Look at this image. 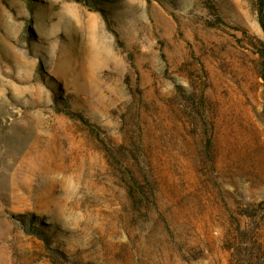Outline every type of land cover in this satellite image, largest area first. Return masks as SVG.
Masks as SVG:
<instances>
[{
    "label": "rangeland",
    "instance_id": "obj_1",
    "mask_svg": "<svg viewBox=\"0 0 264 264\" xmlns=\"http://www.w3.org/2000/svg\"><path fill=\"white\" fill-rule=\"evenodd\" d=\"M256 0H0V264H264Z\"/></svg>",
    "mask_w": 264,
    "mask_h": 264
},
{
    "label": "trees",
    "instance_id": "obj_2",
    "mask_svg": "<svg viewBox=\"0 0 264 264\" xmlns=\"http://www.w3.org/2000/svg\"><path fill=\"white\" fill-rule=\"evenodd\" d=\"M256 5H257L258 22L264 35V0H256ZM257 55L259 59L258 61L259 77L263 82V88H264V39L263 41L259 42ZM263 117H264V106H263Z\"/></svg>",
    "mask_w": 264,
    "mask_h": 264
}]
</instances>
